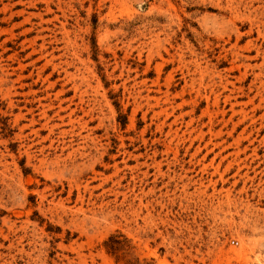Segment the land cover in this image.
<instances>
[{"label": "rangeland", "instance_id": "374dc122", "mask_svg": "<svg viewBox=\"0 0 264 264\" xmlns=\"http://www.w3.org/2000/svg\"><path fill=\"white\" fill-rule=\"evenodd\" d=\"M0 264H264V0H0Z\"/></svg>", "mask_w": 264, "mask_h": 264}]
</instances>
